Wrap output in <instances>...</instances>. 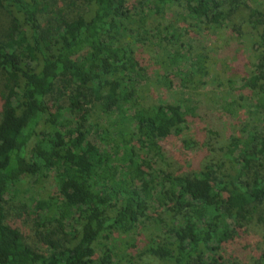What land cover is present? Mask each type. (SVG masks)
I'll return each instance as SVG.
<instances>
[{
	"label": "trees",
	"instance_id": "1",
	"mask_svg": "<svg viewBox=\"0 0 264 264\" xmlns=\"http://www.w3.org/2000/svg\"><path fill=\"white\" fill-rule=\"evenodd\" d=\"M0 9L10 16L0 22V264H216L211 251L264 223V0H0ZM202 25L232 27L251 47L248 72L211 74L210 54L190 42ZM141 46L158 48L146 66ZM150 77L178 98L146 100ZM208 86L238 124L182 171L163 142L200 146L185 133L193 96ZM50 175L59 193L30 202L38 247L9 216L29 205L14 204L27 179Z\"/></svg>",
	"mask_w": 264,
	"mask_h": 264
},
{
	"label": "rangeland",
	"instance_id": "2",
	"mask_svg": "<svg viewBox=\"0 0 264 264\" xmlns=\"http://www.w3.org/2000/svg\"><path fill=\"white\" fill-rule=\"evenodd\" d=\"M136 1V0H133ZM171 11H168V16ZM170 17V16H169ZM10 16L7 12L0 9V22L7 25ZM168 22V19L166 20ZM244 28V27H243ZM238 35L234 34L232 27H223L218 32L213 29H203V25L198 31L191 32V39L193 49L197 50L204 47L210 54L212 73L215 75H232L234 73L242 75L248 72L251 61H254L251 47L246 43L243 45L236 41ZM187 37V36H186ZM188 38V37H187ZM186 38V39H187ZM158 48L155 50L149 46H141L137 48V53L142 60V65L150 64L156 58ZM244 75V74H243ZM240 77V76H239ZM151 86L146 87L148 101H173L178 98L177 93L168 92L163 86L157 87V79L150 77ZM3 84V76L0 70V89ZM147 86V85H146ZM194 112L190 118L189 128L185 135L194 138L200 143L198 148L194 150L186 149L183 145L182 139L178 137H169L163 142V146L168 154V162L175 168L182 171H187L195 168L196 165H201L209 157L208 151L210 145L216 147L223 145L234 132L235 125L238 124V118L234 115H229L228 111H223L218 108L215 103V96L211 86L193 96ZM242 109V108H241ZM240 109V111H241ZM245 109H242L244 111ZM239 112V116L243 117L244 114ZM66 117L71 118L68 112L64 114ZM238 116V117H239ZM239 117V118H240ZM95 136L91 135L99 145H102L98 140L99 130L98 127ZM96 130V129H95ZM210 142V144H208ZM23 192H21L18 201L14 204L21 206L23 202H27V207L24 210L14 212V217L10 214V219L18 225L24 233L28 243L40 247L42 244L35 236L36 223L33 210L35 209L34 203L31 198H48L51 194H58V189L53 176L45 178H29L23 185ZM146 235L140 234L139 247L144 246L146 243ZM264 250V223L252 225L247 233L243 236L236 238L230 244H223L220 249L211 251L207 260L216 261L222 264H256L257 258ZM135 264L148 263L147 259L139 257L134 258ZM208 262V261H207ZM153 264H160V262H153ZM209 264V263H208Z\"/></svg>",
	"mask_w": 264,
	"mask_h": 264
}]
</instances>
